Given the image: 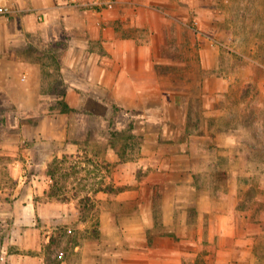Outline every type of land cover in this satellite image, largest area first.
<instances>
[{
    "label": "rangeland",
    "instance_id": "obj_1",
    "mask_svg": "<svg viewBox=\"0 0 264 264\" xmlns=\"http://www.w3.org/2000/svg\"><path fill=\"white\" fill-rule=\"evenodd\" d=\"M187 8V20L173 21L162 37L160 55L170 64L157 72L175 78L181 92L187 87L197 92L204 78L210 98L222 91L224 98L210 101L209 109L223 108L224 114L200 132L209 147L208 156L198 160L208 172L201 182L234 215L240 252L234 262L264 264V0H187ZM201 60L208 68H200ZM36 63L47 64L41 58ZM48 64L30 71L0 62V264L75 263L84 242L97 238L96 221L104 210H116L117 222L137 218L135 201L120 206L113 195L102 199L97 189L113 175L115 184L139 176L137 168L130 175L132 168L105 163L108 153L119 162L140 153L146 139L135 130L140 116L116 101L83 94L64 99L60 72ZM188 110L189 118L200 117L201 103L189 100ZM169 112L183 125L180 107ZM216 126L225 131H210ZM186 129L166 139L185 140ZM217 139H223V148L213 145ZM216 166L224 176L216 174ZM85 195L93 197L95 215L80 211ZM58 235L50 245V237Z\"/></svg>",
    "mask_w": 264,
    "mask_h": 264
},
{
    "label": "crops",
    "instance_id": "obj_2",
    "mask_svg": "<svg viewBox=\"0 0 264 264\" xmlns=\"http://www.w3.org/2000/svg\"><path fill=\"white\" fill-rule=\"evenodd\" d=\"M107 1L113 2L112 9L97 6L98 0H0L4 12L0 13V62L30 71L51 67L48 62H52L65 84L64 99L83 94L135 109L140 118L134 129L146 135L134 160L119 162L112 153L106 158L123 170L132 168L130 175L136 168L141 170L139 176L124 184H115L114 175L110 176L107 184L126 188L98 193L102 199L113 195L120 206L135 201L137 218L127 216L118 224L116 210H104L97 238L84 242L77 262L57 264H237L234 215L226 214L225 206L219 207L202 186L208 172L198 161L208 156L209 148L199 139L200 132L209 131L207 121L216 118L217 122L224 114L223 108L209 109V102L224 95L217 91L210 98L207 78L199 82L197 92L189 87L181 92L174 86L175 78L157 72L158 66L170 64L160 55L167 28L191 15L187 0ZM175 4L184 9L175 10ZM40 58L47 64L36 63ZM200 68L208 65L201 60ZM153 99L157 106L148 103ZM189 100L201 103L200 117H188ZM171 107L182 109L183 125L171 118ZM184 125L185 140L166 139L171 132L179 137L176 133ZM210 131L225 129L216 126ZM222 140L211 143L223 148ZM216 174L224 176L223 167ZM91 246H95L92 251Z\"/></svg>",
    "mask_w": 264,
    "mask_h": 264
},
{
    "label": "trees",
    "instance_id": "obj_3",
    "mask_svg": "<svg viewBox=\"0 0 264 264\" xmlns=\"http://www.w3.org/2000/svg\"><path fill=\"white\" fill-rule=\"evenodd\" d=\"M106 164V166L108 167L109 165H110V163H105ZM52 180H53V178H51ZM126 188V186H121V185H119V186H115V185H113V184H111V183H109V184H107V185H105V186H100L99 187V189H97L98 191H103V192H106V193H118V192H120V191H122V190H124ZM46 195H48V197L49 198H51L53 195L51 194V191L49 192V193H46ZM93 197L91 196V195H85V196H83V197H81L80 199H79V206H80V208H81V212H83V210H86V209H90V211L92 212L93 211ZM92 206V207H91ZM92 214L93 215H95V213H93L92 212ZM93 215H91V217L93 216ZM96 224L98 225V220L96 221ZM59 236L60 235H58V236H56V237H53V236H51L50 237V241H49V244L50 245H52V244H57V242H58V239H59Z\"/></svg>",
    "mask_w": 264,
    "mask_h": 264
},
{
    "label": "built area",
    "instance_id": "obj_4",
    "mask_svg": "<svg viewBox=\"0 0 264 264\" xmlns=\"http://www.w3.org/2000/svg\"><path fill=\"white\" fill-rule=\"evenodd\" d=\"M97 4V6L99 5H101V6H105L107 9H112L113 8V2L112 1H104V2H102V1H98V3H96ZM95 7V6H94ZM3 12V10H2V8H0V13H2ZM4 13V12H3Z\"/></svg>",
    "mask_w": 264,
    "mask_h": 264
}]
</instances>
